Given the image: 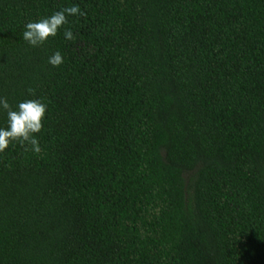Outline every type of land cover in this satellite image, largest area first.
<instances>
[{
  "label": "trees",
  "instance_id": "trees-1",
  "mask_svg": "<svg viewBox=\"0 0 264 264\" xmlns=\"http://www.w3.org/2000/svg\"><path fill=\"white\" fill-rule=\"evenodd\" d=\"M0 97V264H264V0H0Z\"/></svg>",
  "mask_w": 264,
  "mask_h": 264
},
{
  "label": "clouds",
  "instance_id": "clouds-1",
  "mask_svg": "<svg viewBox=\"0 0 264 264\" xmlns=\"http://www.w3.org/2000/svg\"><path fill=\"white\" fill-rule=\"evenodd\" d=\"M73 15L84 16L86 13L82 12L78 5H73L39 21L28 22L25 25L23 39L33 47L40 46L50 37H55L58 30L69 23L68 17ZM64 35L66 39H75L70 29H65ZM63 62V56L59 51L49 57V63L53 66H60ZM27 92L35 96L34 88H28ZM0 108L6 112L7 116V127H0V152H4L14 143H19L25 151L40 154L42 149L36 134L40 133L44 127L47 104L41 99H27L19 102L13 109L7 98L0 97Z\"/></svg>",
  "mask_w": 264,
  "mask_h": 264
}]
</instances>
